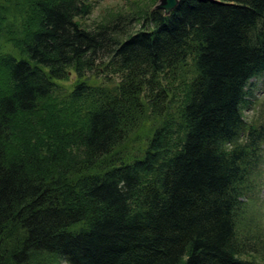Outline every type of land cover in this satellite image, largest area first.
Returning a JSON list of instances; mask_svg holds the SVG:
<instances>
[{"label": "trees", "instance_id": "obj_1", "mask_svg": "<svg viewBox=\"0 0 264 264\" xmlns=\"http://www.w3.org/2000/svg\"><path fill=\"white\" fill-rule=\"evenodd\" d=\"M158 1L0 0V264H264V0Z\"/></svg>", "mask_w": 264, "mask_h": 264}, {"label": "rangeland", "instance_id": "obj_2", "mask_svg": "<svg viewBox=\"0 0 264 264\" xmlns=\"http://www.w3.org/2000/svg\"><path fill=\"white\" fill-rule=\"evenodd\" d=\"M95 9L92 14L79 22L85 29L94 30L101 23L116 17V14H128L138 7L150 8L152 0H94ZM72 76V75H71ZM102 79V77H100ZM75 77H71V82ZM63 86L69 87V82H63ZM253 100L252 105L244 109L243 114L248 123L260 125L264 123V76L252 80ZM260 182L264 185V167L260 176ZM254 208L261 219H264V186L257 198ZM264 222V220H263ZM264 225V224H263ZM60 264H68L61 261Z\"/></svg>", "mask_w": 264, "mask_h": 264}, {"label": "water", "instance_id": "obj_3", "mask_svg": "<svg viewBox=\"0 0 264 264\" xmlns=\"http://www.w3.org/2000/svg\"><path fill=\"white\" fill-rule=\"evenodd\" d=\"M179 0H159L155 9L163 10L166 16L171 15V13L177 8Z\"/></svg>", "mask_w": 264, "mask_h": 264}, {"label": "bare ground", "instance_id": "obj_4", "mask_svg": "<svg viewBox=\"0 0 264 264\" xmlns=\"http://www.w3.org/2000/svg\"><path fill=\"white\" fill-rule=\"evenodd\" d=\"M251 98H253V97H251Z\"/></svg>", "mask_w": 264, "mask_h": 264}]
</instances>
